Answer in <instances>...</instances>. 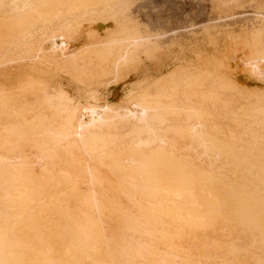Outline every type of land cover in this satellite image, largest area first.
Here are the masks:
<instances>
[{
    "label": "bare ground",
    "instance_id": "obj_1",
    "mask_svg": "<svg viewBox=\"0 0 264 264\" xmlns=\"http://www.w3.org/2000/svg\"><path fill=\"white\" fill-rule=\"evenodd\" d=\"M133 3L0 0V67L15 80L0 86L2 253L12 264L24 263L23 247L31 264L60 252L72 264H264V106L225 100L235 86L210 73H171L102 104L76 103L47 79L116 81L155 52ZM255 14L246 42L255 57L242 61L262 76L264 15ZM90 20L116 28L100 35L94 25L91 46L69 53L64 39Z\"/></svg>",
    "mask_w": 264,
    "mask_h": 264
},
{
    "label": "rangeland",
    "instance_id": "obj_2",
    "mask_svg": "<svg viewBox=\"0 0 264 264\" xmlns=\"http://www.w3.org/2000/svg\"><path fill=\"white\" fill-rule=\"evenodd\" d=\"M210 1L134 0L130 15L134 19L136 18L146 33L157 36L158 46L155 52L148 56L142 55L139 60L127 67L129 70L127 68L123 70L122 75L120 74L116 81H108L102 76H77L60 71L51 73L47 79L53 86L64 90L76 103H83V101L86 102L92 98L96 103L102 104L118 102L131 90L139 93L142 89L152 87L156 80L163 79L171 73H176L178 78L183 75L210 73L222 85L235 86L232 91L225 88L222 90L225 100H232L235 106L243 108L264 106V75L262 77L253 73L243 62L255 57V55L248 56L250 53L247 50L246 42L250 40L249 33L260 26L255 13L264 15V0ZM94 25L98 28L100 35H104L107 30L116 28V23L112 20H107L103 25L100 20L85 22L86 28L84 27L82 31L74 34L70 42L64 39V43L66 45L68 43L67 51L69 53L81 47H89L87 46L89 42L91 46L93 42L91 37L93 32L95 33ZM44 47L49 53L50 45L47 41L44 42ZM240 54H242L241 61H235L236 56H240ZM13 85H15L14 77H9L8 72L0 67V86L12 87ZM16 107L17 105L10 107L8 111ZM0 111V123L7 122L8 118L1 109ZM18 119L14 117L12 120ZM235 126L230 123L229 119H222L223 128H235ZM241 130L240 128L237 131L240 137L249 139V135L241 133ZM259 133L264 138V130ZM257 144L263 146L264 150V143L261 139ZM30 155L28 158H31L32 155ZM31 159L33 160V158ZM111 226L116 229L114 225ZM36 236L39 237L40 233H36ZM242 239L245 241V238L242 237ZM25 240L29 243L28 239ZM41 240L40 236L39 241ZM128 240H130L129 237L126 238V241ZM22 250L23 254L21 253L19 256H22L23 264H31L29 250L27 251L25 247ZM11 255L14 256L12 253L10 255L3 254L2 248H0V258L4 259L6 264H12L9 259L12 257ZM66 255L68 256L62 252L53 254L50 256L51 262L41 261L36 264H72L67 263ZM43 256L38 255L39 258ZM85 260V264L95 262L93 258L91 260L85 258Z\"/></svg>",
    "mask_w": 264,
    "mask_h": 264
}]
</instances>
